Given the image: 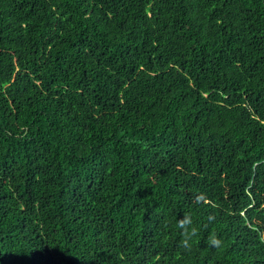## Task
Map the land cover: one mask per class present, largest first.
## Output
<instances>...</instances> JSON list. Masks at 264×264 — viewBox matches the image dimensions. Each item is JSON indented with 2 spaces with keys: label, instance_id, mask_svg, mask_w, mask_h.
Masks as SVG:
<instances>
[{
  "label": "trees",
  "instance_id": "trees-1",
  "mask_svg": "<svg viewBox=\"0 0 264 264\" xmlns=\"http://www.w3.org/2000/svg\"><path fill=\"white\" fill-rule=\"evenodd\" d=\"M0 264H264V0H0Z\"/></svg>",
  "mask_w": 264,
  "mask_h": 264
}]
</instances>
